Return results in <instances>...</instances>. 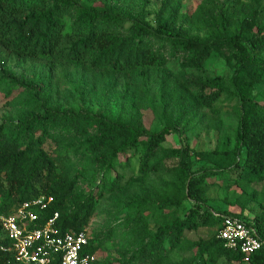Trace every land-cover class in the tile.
<instances>
[{"label":"trees","instance_id":"obj_1","mask_svg":"<svg viewBox=\"0 0 264 264\" xmlns=\"http://www.w3.org/2000/svg\"><path fill=\"white\" fill-rule=\"evenodd\" d=\"M100 2L0 0V47L22 61H45L47 70L83 66L129 107L109 115L39 106L12 126L0 122V217L45 196L52 200L38 224L57 213L60 232L88 230L99 199L113 192L127 199L124 227L136 243L127 257L103 264H169L173 250L188 256L170 264H264V246L247 258L224 247L216 231L221 219L213 214L242 218L264 241V195L248 189L264 181V105L256 100V86L264 81V3L234 8L228 0L220 7L206 0L200 8L205 34L199 35L182 23V0H160L154 22L143 8L126 15ZM212 54L233 62L229 86L220 75L184 72L201 69ZM170 62L181 71L167 69ZM151 74L158 83L152 110L162 121L154 130L135 104ZM224 106L237 117L232 147L226 139L211 150H194L188 139L204 123L219 130ZM171 134L183 135L184 146H165ZM191 157L192 165L184 160ZM84 172L86 191L79 184ZM153 172L166 177H147ZM219 181L241 190V207L254 200L262 211L250 218L213 210L206 186ZM213 227L207 238L188 237ZM8 246L0 226V264H15ZM99 246V236H90L88 249Z\"/></svg>","mask_w":264,"mask_h":264},{"label":"rangeland","instance_id":"obj_2","mask_svg":"<svg viewBox=\"0 0 264 264\" xmlns=\"http://www.w3.org/2000/svg\"><path fill=\"white\" fill-rule=\"evenodd\" d=\"M97 5L102 0H93ZM213 5L220 7L227 0H211ZM234 3V8L246 6H258L264 0H228ZM114 9L124 14L139 12L143 8L146 19L154 22L160 7V0H108ZM207 7L206 0H182L181 10L182 23L188 25L192 32L204 35L205 30L200 24V8ZM167 69L173 73L181 71L176 62L167 64ZM185 73L200 74L213 77L220 75L226 86H229L230 77L233 75V62L212 54L199 70L186 69ZM154 74L146 86V91L140 92L135 101L143 122L150 129H158L162 121L152 104L158 103V83L153 81ZM152 80V81H151ZM43 87V90L39 91ZM9 92V93H8ZM256 100L264 105V81L256 86ZM47 99V100H46ZM52 109L55 111L66 110H89L92 113L116 115L119 112H127L128 105L116 99L112 93L104 88V83L96 73L90 72L80 65H58L47 70L45 61L42 60H19L15 55L0 47V122L12 126L26 114L34 111L37 107ZM207 117L213 114L207 110H201ZM157 113V114H156ZM221 128L213 130L205 123L196 136L189 138V144L194 150H211L216 146L226 144V139L231 140L232 147L234 129L237 125V117L227 106L218 113ZM183 135L171 134L166 138L165 146L179 148L184 146ZM123 159V158H121ZM178 157L171 162H176ZM191 165L194 158L185 159ZM202 163V162H200ZM125 173V170L118 169ZM158 176L166 177L161 172H153L147 175L149 178ZM88 172L83 173L79 184L86 191L88 188ZM212 180V179H209ZM249 190H255L259 196L264 195V181L251 183ZM206 195L209 197L212 209L215 211L242 212L246 217H253L260 213L261 207L257 201L251 200L241 207V190L232 182L219 181L206 186ZM127 199L107 192L99 199L98 207L87 227L90 236H99L100 246L96 251V264H103L111 259L127 257L135 248L136 238L130 230H125V205ZM188 205V204H187ZM186 205V207H187ZM156 223L149 221V229H154ZM129 232V233H128ZM215 232V228H200L195 233H189L190 239L207 238ZM188 256L179 250H173L168 255L170 263H179L182 257ZM169 263V264H170ZM219 263H224L220 260ZM117 264V263H115Z\"/></svg>","mask_w":264,"mask_h":264},{"label":"built area","instance_id":"obj_3","mask_svg":"<svg viewBox=\"0 0 264 264\" xmlns=\"http://www.w3.org/2000/svg\"><path fill=\"white\" fill-rule=\"evenodd\" d=\"M51 197L39 196L22 202L8 215L0 217V226L9 240L15 264H96V252L89 247L88 230L60 232L56 227L57 213L38 224ZM221 222L217 238L224 247L246 258L264 246L257 230L242 218L213 213Z\"/></svg>","mask_w":264,"mask_h":264}]
</instances>
